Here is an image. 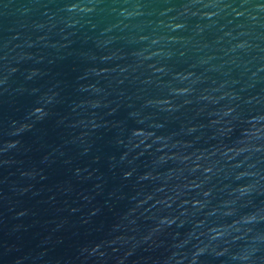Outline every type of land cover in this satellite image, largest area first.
<instances>
[{"label":"water","instance_id":"water-1","mask_svg":"<svg viewBox=\"0 0 264 264\" xmlns=\"http://www.w3.org/2000/svg\"><path fill=\"white\" fill-rule=\"evenodd\" d=\"M0 264H264V0H0Z\"/></svg>","mask_w":264,"mask_h":264}]
</instances>
